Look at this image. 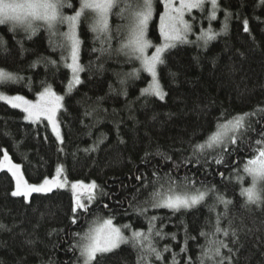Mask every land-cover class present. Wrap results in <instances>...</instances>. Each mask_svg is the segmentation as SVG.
<instances>
[{"label": "trees", "instance_id": "16d2710c", "mask_svg": "<svg viewBox=\"0 0 264 264\" xmlns=\"http://www.w3.org/2000/svg\"><path fill=\"white\" fill-rule=\"evenodd\" d=\"M71 3L79 7L78 0ZM158 6L149 27L155 44L163 41L159 31L162 3ZM225 10L232 15L225 31L215 39L205 45L193 36L164 54V63L158 68L166 93L163 100L141 95L150 75L142 70L139 60L118 51L125 24L118 18L119 8L111 15V48L103 54L92 51L101 44L94 41L90 20L79 26L84 71L82 83L70 93L66 85L71 70L63 66L61 50L50 47V39L54 44L58 42L45 28L29 38L21 28L13 32L9 31L11 25H0V40L5 42L0 44V68L23 78L0 88L36 99L37 93L50 85L64 95L59 114L63 144L47 123L25 120L21 109L0 100V158L7 150L32 183H39L44 176L51 178L57 165H63L69 182L82 181L87 186L95 181L98 185L88 211L73 212L74 191L32 193L26 201L11 196L15 181L6 170H0V224L6 226L0 228V264H80L79 249L74 247L80 239L76 233L83 235L101 216L111 217L126 237H131L134 230L146 232L149 220L157 217L153 223L163 239L154 236L155 246L162 250L168 245L171 251L163 253L162 261L152 257V264H171L172 253L178 254L179 264H184L187 256L195 261L199 245L206 243L199 233L208 231L209 221L214 222L217 214L224 213V206L210 210L215 200L209 197L194 207L176 211L151 207L154 188L158 189L160 182L167 187L165 174L175 180L178 191L195 192L215 186L231 200L223 224L227 226L228 220H233L240 228L239 242L230 245L234 264H264V206L246 204L240 190L249 184V178L236 179L243 177L238 171L251 155L247 142L251 140L255 147L258 133L264 131V113L250 118L254 131L246 133L245 143L229 145L227 154L220 148L193 151V145L203 143L215 130L222 114L231 118L264 108V5L260 0H220L222 15ZM64 11L72 13L71 8ZM209 11L208 5L203 12L194 11L195 32L208 27ZM244 19L248 20L247 33L243 30ZM215 23L220 27V18ZM43 58L56 60L59 68ZM134 70H139L137 75H130ZM98 139L103 142L95 151H85ZM221 156L224 163H215L214 158ZM158 177L162 178L160 182L150 183ZM185 177L195 181L194 187ZM141 208L147 211L141 213ZM74 217L76 223L72 222ZM124 225L130 227L125 229ZM173 233L175 240L171 238ZM186 235L196 239H189L187 253H181ZM140 254L129 240L111 252L98 254L95 264H137Z\"/></svg>", "mask_w": 264, "mask_h": 264}, {"label": "snow or ice", "instance_id": "6c2138e0", "mask_svg": "<svg viewBox=\"0 0 264 264\" xmlns=\"http://www.w3.org/2000/svg\"><path fill=\"white\" fill-rule=\"evenodd\" d=\"M156 0H78L79 7H75L71 0H0V25H11L9 31L15 32L22 28L25 33L34 35L38 27L45 28L50 37L58 36L59 42L53 43L50 39V47L53 51L56 48L61 50V62L63 66L71 70V78L66 85V92L70 93L75 85L82 83L80 73L84 71V67L79 63V53L81 40L78 35L79 26L85 21L90 20L89 30L94 34V41H99L101 47L93 48L92 51H99L103 54L111 48L112 31L109 24V17L113 10L119 8L117 15L126 16L129 23L127 25V36L121 42L118 51L125 52L131 58L139 60L143 71L149 73L152 81L148 87L141 90V95H154L161 100L164 99L166 93L163 91L157 74V66L164 63L163 53L170 48L175 47L177 42H188V34L192 31L193 25L185 19V14L190 13L193 9H205L206 5H210V11L207 16L209 22L216 19L217 12L220 10L219 0H160L163 3L164 11L159 14V31L163 39L160 45H154L148 39L147 30L149 21L153 17L155 11ZM264 5V0H260ZM71 8V15H65L64 9ZM232 13L225 10V29L227 28V20ZM67 25V31L58 32L59 25ZM243 30L249 32L248 20H243ZM218 33L214 32L211 27L201 29L198 40H202L206 45L210 40L215 39ZM5 43L0 40V44ZM107 45V47H105ZM154 47L155 51L149 56L146 54L148 48ZM66 53V54H65ZM47 64L57 69L60 64L51 58H43ZM70 60V62H69ZM35 66V63L32 65ZM139 70H134L130 75L136 76ZM20 77L17 73L0 68V85L8 82H18ZM123 83V81H121ZM126 94V93H125ZM63 95H58L52 87L46 86L42 91L37 93L35 100H29L22 95L8 96L0 92V100L6 101L13 108H22L26 113L24 119L32 123L41 121L46 118L52 125V131L56 135V139L63 144V137L60 132V124L56 119L57 112L63 108ZM264 113V108L246 113H240L231 118L227 114H222L217 119L215 130L211 132L203 143L193 145V151L205 152L208 149L215 150L220 148L222 153H228L229 145H237L245 143L243 137L248 131H254L251 126L250 118ZM85 115H91L86 112ZM264 119V116H262ZM7 135V133H6ZM259 139L255 140V147L252 141L247 142L251 155L243 166L244 173L251 178V184L242 187L240 195L245 197L246 204L264 206V131L258 133ZM46 139V138H45ZM102 139H98L91 149L85 151H95ZM63 151V148L58 149ZM238 151V149H235ZM27 157H25L26 159ZM42 159V158H41ZM168 159H171L168 157ZM215 163L223 164L224 160L214 158ZM0 170H6L11 174L15 181L14 190L11 192L13 197H23L27 201L32 193H48L54 188H63L67 184H71V188L76 193L75 206L73 212L77 209L88 211V207L79 197L78 190L86 187L91 202L95 197L93 191L98 187L95 181L85 186L82 181L69 182L67 176L64 175L63 165H57L55 175L49 178L44 176L39 183H29L25 179L22 165L14 163L9 156L7 150H3V156L0 158ZM156 176V173H153ZM167 179V187L165 183L160 182L162 178L152 181L153 185L160 182L158 189L154 188L150 194L151 207H164L174 211L181 208H191L206 200V198L214 197L215 203L210 205V210H214L216 205L224 206V213L217 214L215 221H209L208 231L201 230L199 235L205 238L206 243L199 245L200 253L194 261L191 256H187L184 264H234L233 247L239 242L240 228L235 225L233 220H228L227 226L223 221L227 219L231 200L226 199L222 194L215 190V186L204 187V190L197 189L195 192L178 191V186L170 174H165ZM221 175H223L221 173ZM140 179V177H137ZM188 184L193 186L195 181L184 178ZM237 180H243V177L237 176ZM148 187V185H145ZM107 207V205H105ZM141 213L147 211L146 208L139 210ZM157 217L149 220L147 231L134 230L131 237H126L121 228L113 224V219L97 218V221L91 224L87 231L81 235L76 233L80 239L74 245L79 249L80 256L78 261L80 264H95L98 254L111 252L119 247L121 243H127L129 240L133 242L134 247L140 250L137 258V264H152V257L156 261L164 259L163 253L171 251L168 245L158 249L154 243V236L163 239V235L156 230L155 221ZM76 223V218L72 220ZM6 227L0 224V228ZM125 229L130 225H124ZM173 240L176 234H171ZM195 240L196 237L186 235L184 245L180 248L181 253H187L188 240ZM232 245V246H230ZM227 250L225 252L224 250ZM177 253H172L171 264H179Z\"/></svg>", "mask_w": 264, "mask_h": 264}, {"label": "rangeland", "instance_id": "374dc122", "mask_svg": "<svg viewBox=\"0 0 264 264\" xmlns=\"http://www.w3.org/2000/svg\"><path fill=\"white\" fill-rule=\"evenodd\" d=\"M158 2H160V0H156V2H155V11H154V13H153V17H152V19L149 21V24H148V30H147V36H148V39L152 42V44H154V45H160V44H155V43H153V41L151 40V38H150V36H149V27H150V24H151V22H152V20L154 19V17H155V15H156V13H157V9L159 8V6H158ZM162 3V2H161ZM219 4H220V0H219ZM162 12L164 11V6H163V3H162ZM205 8H206V6H205ZM208 8H209V10H210V5H208ZM65 10V9H64ZM195 10H198V11H200V12H203L201 9H193L190 13H186L185 14V19H187L192 25H193V27H192V31L188 34V37H187V41H189V40H192L193 39V36L195 37V39H198V37L200 36V33H197V32H195V28H194V20L196 19V16H197V14H194V11ZM205 10V9H204ZM161 12V13H162ZM64 13H65V15H71V14H73V13H71V14H68V13H66L65 11H64ZM192 17V18H191ZM195 17V18H194ZM118 18H121L122 19V21L125 23L124 24V38H123V40L126 38V36H127V25H128V23H129V21H128V19H127V17L126 16H121V15H119L118 16ZM220 18V21H221V24H220V27H217L216 26V23H215V21H217L218 19ZM111 21V16L109 17V24L111 23L110 22ZM159 25H160V21H159ZM209 27H211L212 28V30L214 31V32H216V33H218V35L219 34H221V33H223L224 31H225V14H221V12H220V10L217 12V16H216V19L215 20H212L211 22H210V24L208 25V27L207 28H204L205 30L206 29H208ZM39 28H41V27H38V29ZM22 29V28H21ZM37 29V30H38ZM57 31L58 32H65V31H67V25L66 24H64V25H59L58 26V28H57ZM78 35H79V39H80V34H79V28H78ZM53 39L55 40V41H57V42H59V37L58 36H53ZM162 43H163V41H162ZM161 43V44H162ZM178 43H180V42H177L176 44H178ZM169 49H167L164 53H163V56H164V54L168 51ZM155 51V48L154 47H150V48H148L147 49V51H146V54L147 55H151L153 52ZM80 53H81V45H80ZM80 53H79V63H80ZM66 54V53H65ZM69 62H70V60H69ZM140 62V61H139ZM81 64V63H80ZM141 64V63H140ZM158 68H159V65L157 66V74H158V80H159V83H160V85H161V87H162V84H161V81H160V79H159V73H158ZM149 74V73H148ZM71 75H72V73H71ZM150 75V74H149ZM80 79H81V73H80ZM152 81V77H151V75H150V82ZM150 82H149V84H150ZM148 84V85H149ZM148 85L146 86V87H148ZM77 85H75L74 86V88L76 87ZM145 87V88H146ZM73 88V89H74ZM72 89V90H73ZM162 89H163V87H162ZM163 91L165 92V90L163 89ZM0 92H3V93H5L6 95H8V96H15V95H21V94H11V93H7V92H4L1 88H0ZM56 92V91H55ZM57 93V92H56ZM58 95H63V94H59V93H57ZM22 96H24L25 98H27V99H29V100H35V99H31V98H29V97H27V96H25V95H22ZM64 96V95H63ZM3 101V100H2ZM6 102V101H5ZM62 104H63V107H64V99H63V101H62ZM19 109H21L22 110V108H19ZM63 109V108H62ZM62 109H60L58 112H57V114H56V119H57V121L59 122V124H60V120H59V114H60V112H61V110ZM23 111V110H22ZM25 115H26V113H25ZM40 122H42V123H47L48 125H49V127L52 129V125L47 121V119L46 118H42L41 119V121H39V123ZM60 132H61V135H62V130H61V127H60ZM62 137H63V135H62ZM249 158V157H248ZM15 163V162H14ZM246 163V162H245ZM244 163V164H245ZM244 164H243V166H244ZM243 166H241V168L239 169V171H238V173H242V175H243V179L245 178V177H247V178H249V184H247V185H245V187H247V186H249L250 184H251V178L249 177V176H247L245 173H244V171H243ZM22 171H23V169H22ZM25 179H26V177H25ZM29 183H32V182H29ZM55 189H70V190H72L73 191V189L71 188V184L69 183V184H67L65 187H63V188H54L53 190H55ZM188 192H191V191H188ZM74 193V192H73ZM75 194V196H76V193H74ZM78 194H79V197H80V199H81V201L83 202V203H85L86 205H91L93 202H94V199H96V194L95 193H93V195H94V199L91 201V202H89V200H88V196H89V192H88V190H87V188H80L79 190H78ZM86 194V195H85ZM99 218H109V217H105V216H101V217H99ZM97 221V218L92 222V224L94 223V222H96ZM113 224L114 225H116L115 224V222L113 221ZM117 227H119L118 225H116ZM122 244V243H121ZM120 244V245H121ZM114 250V249H113Z\"/></svg>", "mask_w": 264, "mask_h": 264}]
</instances>
